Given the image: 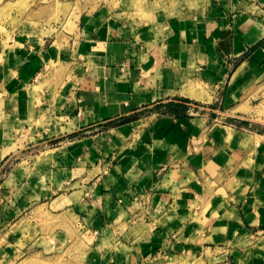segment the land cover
Wrapping results in <instances>:
<instances>
[{"label": "crops", "instance_id": "0c3cea01", "mask_svg": "<svg viewBox=\"0 0 264 264\" xmlns=\"http://www.w3.org/2000/svg\"><path fill=\"white\" fill-rule=\"evenodd\" d=\"M27 1L0 20V239L264 264V0Z\"/></svg>", "mask_w": 264, "mask_h": 264}, {"label": "rangeland", "instance_id": "374dc122", "mask_svg": "<svg viewBox=\"0 0 264 264\" xmlns=\"http://www.w3.org/2000/svg\"><path fill=\"white\" fill-rule=\"evenodd\" d=\"M27 0H0V20L10 16L15 10L16 16L11 17L12 22L18 21L25 15ZM2 23L0 21V27ZM182 112L193 116L200 111L198 102L183 99ZM184 107V108H183ZM233 112L222 108L219 112H210L208 117L214 123H224L231 119ZM41 147L32 146L28 150L38 152ZM61 235V236H60ZM43 233L42 236H30L23 239H0V264H92L91 260L97 256V247L101 248L106 243H101L95 233ZM11 241V242H10ZM11 243V244H10ZM181 256L189 258H176L183 264H216L211 258L213 254L205 251L182 253Z\"/></svg>", "mask_w": 264, "mask_h": 264}]
</instances>
